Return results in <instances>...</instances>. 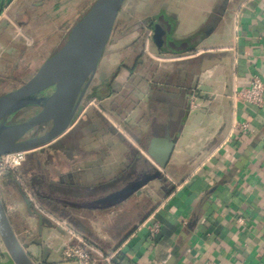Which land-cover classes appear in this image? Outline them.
I'll return each instance as SVG.
<instances>
[{
  "label": "crops",
  "instance_id": "0c3cea01",
  "mask_svg": "<svg viewBox=\"0 0 264 264\" xmlns=\"http://www.w3.org/2000/svg\"><path fill=\"white\" fill-rule=\"evenodd\" d=\"M68 2L0 0L1 87L12 90L37 71L27 61L37 42L55 50V12ZM130 18L137 25L128 30ZM156 20L169 24L182 53L152 44ZM65 24L59 31H68ZM110 37L91 83L97 92L77 119L76 131L85 130L81 144L71 125L28 150L17 176L0 174V198L16 236L29 243L27 254L35 264H75L61 255L77 242L71 230L104 253L117 249L118 264H264V92L260 106L232 98L252 75L264 83V0H124ZM164 127L175 133L161 169L168 185L148 183L108 207L74 204L105 195L124 171L154 169L146 148L152 129ZM49 149L52 173L23 169L32 155L38 165L46 161L39 156ZM24 198L44 218L40 233ZM61 209L72 210L68 219ZM82 215L91 217L90 227H79ZM152 222L159 223L156 232L148 228Z\"/></svg>",
  "mask_w": 264,
  "mask_h": 264
},
{
  "label": "water",
  "instance_id": "95a60500",
  "mask_svg": "<svg viewBox=\"0 0 264 264\" xmlns=\"http://www.w3.org/2000/svg\"><path fill=\"white\" fill-rule=\"evenodd\" d=\"M124 0H94L89 9L72 25L67 40L39 66L23 84L0 95V155L33 150L62 136L71 126L81 99L94 76L99 60L111 35L115 20ZM171 27L166 21L156 20L151 26V42L168 54L182 53L173 43ZM28 108L38 110L28 118ZM49 123L42 135L20 140L32 128ZM175 134V133H174ZM174 134L169 128H155L146 152L156 167L149 171L137 168L133 177L105 195L74 203L80 207H108L133 193H138L151 181L162 177L174 148ZM29 213L39 219V233L43 216L24 198ZM0 264H35L26 249L29 243L16 236L0 198ZM39 244V240H35Z\"/></svg>",
  "mask_w": 264,
  "mask_h": 264
},
{
  "label": "rangeland",
  "instance_id": "374dc122",
  "mask_svg": "<svg viewBox=\"0 0 264 264\" xmlns=\"http://www.w3.org/2000/svg\"><path fill=\"white\" fill-rule=\"evenodd\" d=\"M55 2H56V0H55ZM86 2H87V0H69L68 4L66 3V8L65 9H60V10L55 12V33H54V37H53V38H55V50L59 49L60 47H62L64 45V43L67 40V35H68V33H67L68 31L66 33H63L62 31H59V28H60L59 24L64 22V24L66 23L65 25L68 26V28H71L72 25L77 20V18L80 16L79 13L83 10ZM73 14H75L76 17H77L75 19V21H74V16L75 15L73 16ZM135 23H136L135 19L130 18L129 22L126 25L127 29L128 30L129 29H133L135 27L134 26ZM135 25H137V24H135ZM145 25H146V23H145ZM50 37H51V35L45 41L49 40V42H50V40H51ZM59 38H60V41L58 42ZM108 41H112V38L109 37ZM44 44H45V42H37L34 47H32L31 49H28V52H27L28 60L27 61H29V60L30 61H35L34 64L31 65L32 68H35V69L39 68V66L43 63V61L55 51V50H52L51 48L43 47ZM23 61H25V60L23 59ZM22 68H23V65H19L18 71H21L22 73L21 72L19 74L17 73L16 76L22 77V74H25L23 72ZM93 79H94V77H93ZM9 89H10L9 87H3V86L1 87L0 86V93H2L4 91H8ZM48 129H49V127H48ZM81 131L77 132V138H78L77 142H79L80 144H81V142L84 139L82 133H84L85 130L83 129ZM79 146L83 147L82 145H79ZM128 146H129V154H132L134 152V149H133V147L130 144ZM48 148L46 150H48ZM37 152H41V151H36V152H34V154H37ZM49 153H50V155L52 154L50 149H49V151H43L42 154L45 157L44 156L41 157V155L39 156L40 159H42V158H46L47 159L46 161H44L42 159L43 161H41L40 165H38L37 162H36V157L37 156L36 155H34V156L32 155L30 157L28 163L23 166V169H32L33 172H34L33 175H36V176H37V174H41V173H48V174L52 173V171L55 169V165L54 166L52 165V164H54L53 163L54 162L53 161V157L55 155V151H53V153H54L53 156L52 155L50 156ZM31 154H33V153H31ZM39 154H41V153H39ZM50 160H52V161H50ZM18 170L20 171V167H19ZM135 170L136 169H132V170H130L128 172L124 171V173H120L116 177L111 179L109 181V183H108V187H107L108 190H110V188H112V187L120 186L121 184H123V182H125L126 180L130 179L131 177H133L134 174H135ZM109 172H110L109 173V177H110L112 173H111V171H109ZM38 176H40V175H38ZM32 179H33V182H36V180H38L37 182H39V179L37 177H35V176H33ZM40 181H41V179H40ZM167 182H168L167 179H164V177L162 176L160 179L151 181L149 183V186H150V188L152 186H156V185L157 186H160V185H165L166 186V185H168ZM30 187H33V190H32L33 193L36 192V188H34V186H32V183H31ZM142 202H143V200L140 201V203H139L140 205L139 206L143 205ZM39 203H40L41 206H43L48 211H51L52 209H54L53 208L54 206L51 205L50 202L40 201ZM127 206H129V205H127ZM50 207L52 209H50ZM53 211H55V209ZM124 212H125V209H124ZM58 213L61 216L66 217V219H68L67 215L72 213V210L71 209H61V210H58ZM83 217H84V215H82V218H80V217L78 218L77 217V219L79 220L78 221L79 222V227L81 229L90 227L91 226L90 225V221H92L91 217L89 215L86 218H83ZM97 220H98V218H97ZM2 247L3 246H2V244L0 242V249H2Z\"/></svg>",
  "mask_w": 264,
  "mask_h": 264
},
{
  "label": "built area",
  "instance_id": "2783aa9c",
  "mask_svg": "<svg viewBox=\"0 0 264 264\" xmlns=\"http://www.w3.org/2000/svg\"><path fill=\"white\" fill-rule=\"evenodd\" d=\"M263 92V81L257 75H252L249 80V86L234 91L232 98L244 104L260 106L263 102ZM190 105L192 107L196 106L194 97H192ZM26 155L27 151H17L0 155V174L10 172L17 176V171L25 161ZM148 228L151 232H156L159 229V223L152 222L148 225ZM68 232L77 242L64 246L61 254L63 260L73 261L75 264H118L117 249H112L104 253L94 248V246L89 245L73 231L68 230Z\"/></svg>",
  "mask_w": 264,
  "mask_h": 264
},
{
  "label": "flooded vegetation",
  "instance_id": "af4514ba",
  "mask_svg": "<svg viewBox=\"0 0 264 264\" xmlns=\"http://www.w3.org/2000/svg\"><path fill=\"white\" fill-rule=\"evenodd\" d=\"M96 73V72H95ZM95 75V74H94ZM94 77V76H93ZM93 77H92V79L90 80V82H89V84H88V86H87V89H86V91H85V93H84V95H83V97H82V99H81V102H80V104H79V107H78V109H77V112H76V114H75V116H74V118H73V121H72V123H71V125H73V127H72V130H71V134H75L77 131L76 130H78V125L80 124V122H82V118L79 120V121H77V119H78V116H79V113H80V111H81V109L83 108V106H84V102L86 101V102H88V96H89V94L90 93H92V92H97L96 91V89H93V85L91 84L92 83V81H93ZM93 102H95V103H98L99 102V100L98 99H96V96H95V98H94V100H92ZM89 104V103H88ZM92 104V103H91ZM38 110V108H28L23 114H21L20 116L21 117H23V118H28V117H30L31 115H33L36 111ZM49 123H47V124H42V125H38V126H36V127H34V128H32L31 130H29L28 132H26L22 137H21V139L20 140H29V139H32V138H35V137H38V136H40V135H42L43 133H45V131L48 129V127H49ZM162 129V128H161ZM154 128L152 129V131H151V133H152V135H153V132H154ZM112 132V131H111ZM27 156V155H26ZM139 169H142L143 171H149V170H152L151 169V167H147L146 165L144 166V167H140ZM127 181V180H126ZM125 182H123V184H124ZM123 184H121V185H123ZM117 188H119V187H114V188H110V190L109 191H111V190H115V189H117Z\"/></svg>",
  "mask_w": 264,
  "mask_h": 264
},
{
  "label": "trees",
  "instance_id": "16d2710c",
  "mask_svg": "<svg viewBox=\"0 0 264 264\" xmlns=\"http://www.w3.org/2000/svg\"><path fill=\"white\" fill-rule=\"evenodd\" d=\"M94 2V0L92 1V3ZM92 3L82 12V14L77 18V20L89 9V7L92 5ZM76 20V21H77ZM75 21V22H76ZM70 29V28H69ZM69 29H68V31H69ZM68 33V32H67ZM57 50V49H56Z\"/></svg>",
  "mask_w": 264,
  "mask_h": 264
}]
</instances>
